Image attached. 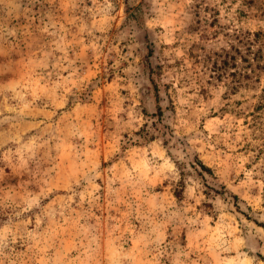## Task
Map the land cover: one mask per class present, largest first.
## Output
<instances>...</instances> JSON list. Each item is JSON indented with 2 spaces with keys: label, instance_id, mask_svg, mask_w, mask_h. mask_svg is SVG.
<instances>
[{
  "label": "rangeland",
  "instance_id": "1",
  "mask_svg": "<svg viewBox=\"0 0 264 264\" xmlns=\"http://www.w3.org/2000/svg\"><path fill=\"white\" fill-rule=\"evenodd\" d=\"M0 264H264V0H0Z\"/></svg>",
  "mask_w": 264,
  "mask_h": 264
}]
</instances>
